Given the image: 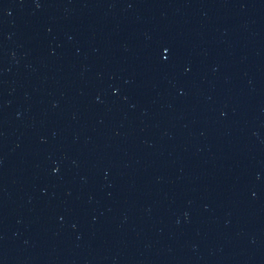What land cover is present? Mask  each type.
<instances>
[{
	"label": "water",
	"instance_id": "1",
	"mask_svg": "<svg viewBox=\"0 0 264 264\" xmlns=\"http://www.w3.org/2000/svg\"><path fill=\"white\" fill-rule=\"evenodd\" d=\"M0 264H264V0H0Z\"/></svg>",
	"mask_w": 264,
	"mask_h": 264
}]
</instances>
